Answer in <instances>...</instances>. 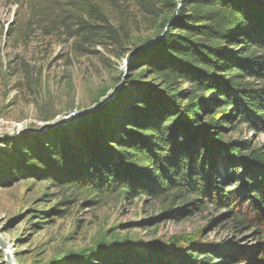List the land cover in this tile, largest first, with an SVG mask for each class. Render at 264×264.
<instances>
[{
  "label": "trees",
  "instance_id": "obj_1",
  "mask_svg": "<svg viewBox=\"0 0 264 264\" xmlns=\"http://www.w3.org/2000/svg\"><path fill=\"white\" fill-rule=\"evenodd\" d=\"M25 1L33 25L67 35L77 47L94 35L118 41L108 15L89 0ZM138 1L156 13L153 0ZM170 3L167 29L142 50L147 77L157 83L126 81L136 96L118 125L89 122L78 130L82 150L24 159L15 180H50L91 197L87 203L111 196L157 202L153 225L221 211L220 223L261 237L249 255L264 264V144L255 140L264 135V0ZM202 232L148 247L115 243L97 257L109 264L237 259L223 243L199 242Z\"/></svg>",
  "mask_w": 264,
  "mask_h": 264
},
{
  "label": "rangeland",
  "instance_id": "obj_2",
  "mask_svg": "<svg viewBox=\"0 0 264 264\" xmlns=\"http://www.w3.org/2000/svg\"><path fill=\"white\" fill-rule=\"evenodd\" d=\"M171 1L153 0V14L138 0H89L108 15L118 41L109 45L94 35L77 47L67 35L33 25L29 2L0 0V231L18 264H109L97 256L115 243L166 244L200 228L199 242L235 252L228 264H252L249 254L261 237L220 223L221 211L162 217L153 225L157 202L111 196L87 203L91 197L50 180H15L24 159L82 150L78 130L89 122L118 125L136 96L126 81L157 83L147 77L142 50L167 29ZM255 140L264 144V135ZM0 264H7L1 247Z\"/></svg>",
  "mask_w": 264,
  "mask_h": 264
},
{
  "label": "water",
  "instance_id": "obj_3",
  "mask_svg": "<svg viewBox=\"0 0 264 264\" xmlns=\"http://www.w3.org/2000/svg\"><path fill=\"white\" fill-rule=\"evenodd\" d=\"M112 98H113V95L111 97L107 98V100L105 102L109 101ZM0 247L4 250V252L6 254L7 264H18L14 251L12 250L11 246L5 241V239L1 235V231H0Z\"/></svg>",
  "mask_w": 264,
  "mask_h": 264
}]
</instances>
